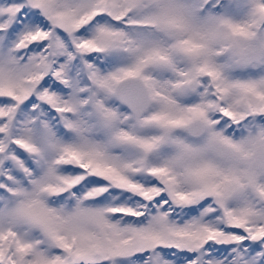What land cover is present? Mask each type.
Instances as JSON below:
<instances>
[{
	"label": "snow or ice",
	"instance_id": "snow-or-ice-1",
	"mask_svg": "<svg viewBox=\"0 0 264 264\" xmlns=\"http://www.w3.org/2000/svg\"><path fill=\"white\" fill-rule=\"evenodd\" d=\"M0 264H264V0H0Z\"/></svg>",
	"mask_w": 264,
	"mask_h": 264
}]
</instances>
